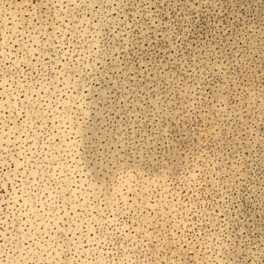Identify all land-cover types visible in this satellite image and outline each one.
Segmentation results:
<instances>
[{
    "label": "clouds",
    "instance_id": "obj_1",
    "mask_svg": "<svg viewBox=\"0 0 264 264\" xmlns=\"http://www.w3.org/2000/svg\"><path fill=\"white\" fill-rule=\"evenodd\" d=\"M0 264H264V0H0Z\"/></svg>",
    "mask_w": 264,
    "mask_h": 264
}]
</instances>
